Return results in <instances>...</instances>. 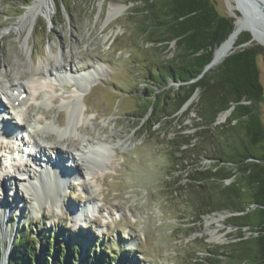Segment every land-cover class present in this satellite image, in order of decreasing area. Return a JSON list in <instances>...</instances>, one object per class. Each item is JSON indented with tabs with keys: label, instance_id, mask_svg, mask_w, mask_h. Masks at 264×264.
I'll return each instance as SVG.
<instances>
[{
	"label": "rangeland",
	"instance_id": "1",
	"mask_svg": "<svg viewBox=\"0 0 264 264\" xmlns=\"http://www.w3.org/2000/svg\"><path fill=\"white\" fill-rule=\"evenodd\" d=\"M213 1L220 14L233 17L234 21L241 16L237 9H231L233 0ZM135 5L140 4L124 0H65L61 1L60 15L55 0L53 16L47 20L39 17L20 37L15 26L28 5L20 13L7 0H0V80L29 76L32 69L46 72L60 64L71 67L73 73L93 71L98 66L100 72L91 79L92 85L77 93L85 105L84 117L76 130L81 138L109 142L106 173L98 167L99 158L93 155L85 164L77 165L79 173L74 178L66 182L45 179L31 190L21 191L20 178H37L36 171L8 170L4 165L5 144L0 140V175L10 171L9 179L0 180V199L10 204L7 212L0 207V264H7L18 230L36 243L43 240L40 232L49 234L53 242L59 238L62 245L68 239L70 244L78 241L82 254L94 244L98 250L103 245L113 253L119 248L130 249L125 256L128 264H209L205 260L210 255L208 251L220 250L231 238L233 229L225 224L228 216L212 212L197 219L193 217L189 190L181 195L171 192L174 187L169 183L176 174L171 172L167 140L174 135L178 123L165 122L162 127L156 124L151 131L139 123L141 104L150 94L146 87L159 91L157 85L147 84L146 71L154 63L172 57L175 46L171 42L164 50L146 43L134 23L140 17L131 10ZM24 37L28 39L27 54L21 49ZM258 65L264 89V55L258 57ZM34 77L41 80L37 74ZM61 79L56 77L47 83L52 86L47 88L50 99H44L41 90L36 100L29 98L23 107L25 114L36 117L40 127L46 122L56 127L67 123L69 111L65 102H74L72 94L77 90L74 83ZM172 84L169 82L168 86ZM198 104L199 91L181 109L192 105L183 118V133L193 132ZM260 111L264 124V98ZM222 113L216 123L226 119ZM46 132H38L36 138L42 139V135L44 143L56 145L64 155L70 148L78 152L75 135L57 133L55 128ZM201 160L203 165L210 162L205 157ZM86 165L94 168L90 174ZM211 228L215 238H211ZM36 247L40 249L39 244ZM5 249L8 251L4 262Z\"/></svg>",
	"mask_w": 264,
	"mask_h": 264
},
{
	"label": "trees",
	"instance_id": "2",
	"mask_svg": "<svg viewBox=\"0 0 264 264\" xmlns=\"http://www.w3.org/2000/svg\"><path fill=\"white\" fill-rule=\"evenodd\" d=\"M8 5L23 11L31 0H7ZM55 1V0H54ZM61 1L56 0L62 14ZM139 3L134 10L140 17L136 24L146 43L167 49L174 42L172 57L154 63L146 71L149 97L142 102L139 123L151 131L156 124L175 121L179 127L167 140L171 171L175 176L171 192L189 190L193 217L216 211L231 214L225 219L233 232L220 250H209V264H264V124L260 104L264 89L258 57L264 46L251 41L237 47L213 69L202 75L211 61L213 50L234 29V18L220 14L213 0H124ZM66 6V4H65ZM249 31H241L234 46L249 41ZM231 49V50H232ZM169 82L174 84L169 85ZM199 91V104L192 133H183L182 124L192 109L183 105ZM231 112L221 123L219 113ZM142 118H145L142 121ZM202 157L210 160L201 163ZM183 174H186L183 177ZM228 181V182H226ZM16 232L9 249L7 264H128V249L107 252L103 245H90L81 251L76 241L66 245L40 232L39 243L25 233ZM39 244L40 249H36ZM41 244L43 246L41 247ZM0 241V261L2 258Z\"/></svg>",
	"mask_w": 264,
	"mask_h": 264
},
{
	"label": "bare ground",
	"instance_id": "3",
	"mask_svg": "<svg viewBox=\"0 0 264 264\" xmlns=\"http://www.w3.org/2000/svg\"><path fill=\"white\" fill-rule=\"evenodd\" d=\"M233 1H234V4L231 6V9H237V10L242 9V7L239 5L240 0H233ZM236 1L239 4L236 3ZM120 8L118 7L116 9L120 10ZM113 9H115V8H113ZM54 11H55V1L54 0H33L31 4H28L24 13L17 20L16 26H15L16 31L19 33L20 37L23 36L24 31L26 29L30 30L34 26L35 22L37 21V19L39 17H43L45 20L50 19L53 16ZM243 28H249L253 32L254 38H256L257 40L261 41L264 44V36H263L264 30H263V28H261L260 26L249 25L247 23V20L244 17V15L241 14V16H238L236 19V25H235L234 30L231 33V35L224 42H222V44L216 46L215 51H214V55H213V61H212L211 65L209 66V68H213L216 65H218L224 59L225 55L228 52H230V50L232 49V47L234 45V42H235L237 35L241 31H243ZM27 40H28L27 37H24L22 42H20L21 46H22L21 49L26 54H27V50H26L25 46L28 44ZM28 58L30 61L31 57H28ZM45 71H46V69H45ZM47 72H48V74H46ZM99 72H100V68L97 66L93 69V71H88L85 73H73L71 67L66 68V66H63L62 64H60L58 66L51 67L46 72L42 71V69L40 71L39 70L36 71V69H32L29 76H23L22 78L21 77L20 78L19 77L18 78L17 77H12V78L7 77L5 80H0V89L4 90V92L8 93L7 97L9 100L10 109L13 110V112H15V113H13L12 117L9 116L10 119L11 118L16 119V125L19 127H23L24 130L28 131V133H27L28 141L30 140V142H32L37 147V148L36 147H34V148L39 153L40 156H43L46 158L48 156V159H53L58 153L56 152L57 151L56 145L50 146L47 143H44L45 141H44L42 135H40L42 139H39L40 137L38 139L36 138L37 135L39 134L38 132H40V134H43V133H47L46 132L47 130H49L51 128H55L57 133L64 134L65 132H69V133L76 136V140H79V142H77L74 145L76 146V149L78 150V152L76 153L73 150H71V148H70V150H68V152H67L68 154H66V157L68 159H71L70 161L72 162L71 167L69 166L67 168L68 169L67 172H68V174H70L72 176L73 175L76 176L79 173V171L77 170L78 169L77 165L80 164V162H81V164H85L93 155H95L94 158H99V160L101 161L100 165L98 167L102 170V172L106 171L107 158L105 156L107 154L109 142L104 140V139L103 140H101V139H93L92 140V139H88V138H81L82 136H80L78 134V131L76 130L78 124L80 123V121L84 117L83 116L84 115L83 106L85 105L83 97L81 98L78 94H79L80 90H82V88L89 87L90 85H92L91 79L96 78L98 76ZM58 73H62V74H58ZM34 74H37L41 80L35 79ZM56 74H58V76ZM60 76L62 77V79ZM56 77L65 81L66 83H69V82H70V84L74 83V85L76 87V88L75 87L74 88L77 91H75L72 94V96H73V98H75V101L69 102L67 100L68 103L65 102L66 103L65 105L68 107V111H69V113H68L69 118H68L65 126L58 125L56 127V126H54V124H52V123L48 124L46 122V123H44V127H42L43 125L40 127V125H38V123H36V120H35L36 117H31L30 115L28 116L27 114H25L26 112L22 111L23 109H21V111H20L19 109L17 110V108L21 107L23 105L25 106V104L27 103V100L29 98H34L36 100L37 99L36 97H38V95H39L38 92H40L41 90L44 91V93L42 94L43 98L44 99H50V97H52V96L49 97L48 89H49V87L52 89V86L47 85V83L49 81L51 83V80H56ZM19 79H21V81H17ZM15 81H17V82H15ZM32 125H33V130L30 132L29 128L32 127ZM18 131H20V130H18ZM60 138H62V135H60ZM9 142H11V141H9ZM15 144H16V142H15ZM11 147H12V145H11ZM8 148H10V147H8ZM15 148H16V146H15ZM55 149H56V151H55ZM21 152L23 154V150ZM16 153L17 152H15L14 154L16 155ZM22 154H19V156H22ZM31 155H32V153L29 154L30 157L26 161H28V162L33 161V156H31ZM60 155H61V157H64V154L62 155L60 153ZM13 160H14V163H10L11 164V165H9L10 167H7V169L10 171H13V172L24 171V172H26L28 169L36 171L37 178H32L30 176H28L27 178H25L24 176L20 178V181H21L20 184H22L24 191L31 190L32 186L35 187V184H36V186L39 185L38 183H40V182L42 183L43 181H45V179L53 180L52 182H57V181L66 182L67 181V179L65 177L66 175L64 176L63 173L58 171L53 166L47 167V165H44V166H41L42 168L38 170V169L30 168V165L27 164V162H25V160H23L22 157L16 156V160H15V157L12 159V161ZM6 162H7V160H6ZM86 168L88 169L87 174H90L92 172L91 169H94L93 167L89 168V166H87V165H86ZM75 170H77V172H75ZM83 170H84V168H83ZM8 173L7 174L3 173L2 175H0V180L5 181V180L9 179L7 177ZM14 179H17V178L14 177ZM75 179H77V178H75ZM6 201L7 200L0 199V205H1V203H5L6 206L9 205L8 201L7 202ZM7 207H9V206H7ZM5 210L6 211H4V212H7L8 208ZM219 219L220 218H215L213 220L219 221ZM3 220H4V217H3ZM214 231L215 230L213 228L209 229V232L211 233V238H215ZM7 251L8 250L5 249L4 253H3L4 254L3 255L4 262H5V258L7 256Z\"/></svg>",
	"mask_w": 264,
	"mask_h": 264
},
{
	"label": "water",
	"instance_id": "4",
	"mask_svg": "<svg viewBox=\"0 0 264 264\" xmlns=\"http://www.w3.org/2000/svg\"><path fill=\"white\" fill-rule=\"evenodd\" d=\"M236 3H238L237 1H236ZM240 3V4H239ZM238 4L242 7V9H238V11L242 14V15H244V17L246 18V20H247V23L249 24V25H252V26H260L261 28H263V30H264V0H240V2H239ZM50 21H52V19L50 20ZM236 25V20L234 21V26ZM234 30V29H233ZM233 30H232V32H233ZM243 31H249L250 32V34H251V38H250V40L249 41H247V42H244V43H241V44H239V45H237V46H234V48L232 49V50H230V52H228L226 55H225V57L227 56V55H229L230 53H232L237 47H243V46H246V45H248L251 41H253V40H255V38H254V35H253V32L249 29V28H243ZM231 32V33H232ZM231 33L228 35V37L231 35ZM263 36H264V34H263ZM227 37V38H228ZM226 38V39H227ZM225 39V40H226ZM224 40V41H225ZM223 41V42H224ZM256 42L257 43H259V44H261V45H263L264 46V44L261 42V41H259V40H256ZM222 44V43H221ZM214 51H215V49L213 50V55H214ZM224 57V58H225ZM212 61H213V57H212V59H211V61L204 67V69H203V71H202V73H201V75L205 72V71H207L208 70V68H209V66L211 65V63H212ZM196 93V92H195ZM195 93L193 94V95H195ZM193 97V96H192ZM191 97V98H192ZM191 98L183 105V107L182 108H185L186 106H187V104L189 103V101L191 100ZM231 109H232V107L230 108V109H228V110H226L225 112H223L222 114H220L221 115V117L222 118H225V117H227L228 115H229V113L231 112ZM216 213H219V214H222V215H226V216H229L231 213L230 212H227V211H216ZM226 224V226H230L229 224H227V223H225ZM7 262H8V258H7Z\"/></svg>",
	"mask_w": 264,
	"mask_h": 264
}]
</instances>
